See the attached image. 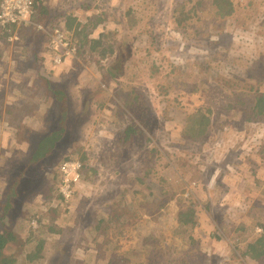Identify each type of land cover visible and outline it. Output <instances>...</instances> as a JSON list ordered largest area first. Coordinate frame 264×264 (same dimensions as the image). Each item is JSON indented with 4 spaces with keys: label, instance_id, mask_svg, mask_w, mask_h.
Returning a JSON list of instances; mask_svg holds the SVG:
<instances>
[{
    "label": "trees",
    "instance_id": "16d2710c",
    "mask_svg": "<svg viewBox=\"0 0 264 264\" xmlns=\"http://www.w3.org/2000/svg\"><path fill=\"white\" fill-rule=\"evenodd\" d=\"M33 1L34 10L31 17L33 24L47 29L61 26L68 35L70 47L77 49V52L71 66L57 71L52 70L44 62L40 52L37 53L44 44V35L34 28L31 29L32 34L30 35L38 40L40 46L38 47L37 44L38 49L33 50L30 56L24 49L20 50L22 63L23 60L29 61L31 57L34 58L31 63L36 64L37 69L31 71L46 85L45 88H41L39 99L37 98L36 102H34L36 94L29 88L17 93L16 89L11 86L10 93L13 97L23 96V99L19 100L21 106H26V108L37 106L43 110L39 125L49 120L50 130L45 129L39 132L35 128H24L21 144L22 147L26 144L28 152L24 154H27L24 164L22 160L17 161L9 151L0 152L2 157L0 158V264H25L23 248L24 251L26 249L34 251L33 259L36 260L34 264H43L45 244L53 241L51 251L45 258V264H90V256L72 259V255L74 248L87 249L89 244L87 241L91 239L104 242V248L106 247L103 252H92L94 256L92 264H130L132 260L127 255L119 253L120 239L125 237L123 227L125 224H134V220L139 217L147 221V217L143 215L150 210L149 206L153 201L154 181L158 179L164 186L167 182L164 180V175H154L156 169L149 161L157 157L159 149L154 143V135L146 128L145 120L142 118V116L153 117L148 96H141L134 90H126L124 87L119 88L113 82L114 78L118 77L112 72L114 70L102 63L105 58L120 55L116 51L121 43L129 45L131 42L125 41L123 37L118 40L115 35L108 37L112 35L111 32L105 35L97 29L103 28L106 19L109 18L108 12H110V19L115 20L123 31L126 28H138L134 36L135 43L148 42L144 51L149 52L151 48L161 45L156 41L158 37L151 26L152 24L160 28L165 26L158 13L167 0H122L111 11L98 2L100 10L93 14L86 13L91 10L87 0H72L73 4L70 7H65L67 0ZM105 1L103 0V3ZM184 3H189L190 7L183 16L184 13L181 10L184 9L182 6ZM261 4L262 0H183L178 4L179 6L173 8L172 16H181L180 22L185 25L183 34L189 28H195L197 24L204 31L201 38L205 37L209 31H216L226 41L228 34L233 38L237 37L236 30L239 28L237 23L243 10H252ZM207 12L211 14L215 24L209 27L208 22H194L193 16L205 17ZM190 21L194 25L190 26ZM207 29L210 30L207 31ZM4 31H10L8 36H11L15 27H8ZM20 31L24 33L22 28ZM198 34L200 32H197L195 36ZM182 41V39H171L167 42V48H175ZM207 49L206 56L225 58L228 48L224 45L211 44ZM86 64H92L94 67L89 68ZM205 70H207L206 74L211 72L207 67ZM96 75L105 79V88L99 87L97 83L91 90L99 79L98 77L95 81ZM220 75L221 72L216 74V76ZM235 75L238 74H227L224 85L228 87L230 79ZM75 78L88 79L89 84L80 86V80H75ZM217 83L210 78H202L191 85L195 90L189 89V91H194L193 96L199 98L200 104H189L184 126L177 132L178 136L194 143L205 138L209 129H223L225 125L237 124L238 121L241 124L237 125L242 129L244 126L249 127L252 123L264 128V92L261 91L260 85H255L254 76L250 72L244 83L241 79L230 84L231 90L228 92L230 98L218 104L219 106L213 105L212 101ZM184 87H187L186 83L180 86V88ZM159 88L156 89V96L160 97V101L176 102L179 107H186V104L178 100V96L172 99L165 98L168 92ZM90 90L96 97V102L101 100L98 97L105 96L107 104H114L119 109L118 133L113 134L109 140L112 143L102 144L103 148L99 150V160L96 163H91V153L80 158L76 157L80 155L78 154L81 142L80 127L82 123H87L93 116L91 113L98 107L96 103L94 108L93 101L87 98ZM221 90H224L222 86L217 88L216 92L220 93ZM11 95L5 99H10ZM119 99L123 102L122 104ZM218 100L224 101L222 98ZM50 102L53 103L52 110ZM86 104H89L88 114L84 113ZM46 107H48L47 110ZM138 142L140 145L146 144L151 149L145 155L140 156L142 161H148L142 166L144 173L142 176L138 175L136 170H131L129 173L126 171L129 161L139 156L142 147L138 145ZM113 147L116 149L112 151ZM59 154H63V158L58 159ZM232 155L233 153L229 152L224 161L220 163L217 161L209 164L202 163L199 165L202 173L208 177L216 168L212 182L224 186L222 178L228 180L230 175L227 170L234 166ZM260 156L264 157V149L261 150ZM71 160L81 162V179L78 185L73 186L71 196L65 198L60 190L62 182L56 166ZM21 166L24 169H21ZM42 166L45 167V171L42 170ZM55 168L56 174L53 172ZM129 180L134 182L135 186L141 188L146 186L147 195H143L141 188H127ZM199 191L202 194V200L189 194L191 196L189 200L183 201L178 198L180 203L177 206H170V204L164 206L170 213V217H173L170 229L171 242L162 240L161 234L157 232L153 235L147 234L142 241L138 240L140 248H137V251L146 250V255H151L147 264H203L202 261L206 260L207 255L197 248L199 242L193 237L194 219L198 208L204 216L211 220L212 230L209 240L219 245H226L227 241L223 232L229 231L232 215L239 210L240 214L246 218L240 225L242 232L239 235L240 238L233 242L231 253L240 251V254L236 256L243 259L248 258L254 262L261 261L264 258L262 215L256 213L252 206L246 210L248 204L245 209L240 210V207L235 208V203L229 206L228 202L216 201L211 188L203 187V183ZM131 198L132 201H130ZM105 206L109 209L103 216L101 212ZM15 209L18 217L12 222L15 224L13 229L7 225V220ZM40 211H46L49 214L45 215L48 218L47 222L39 218ZM150 214L152 213L149 211ZM32 221L36 222L35 227L31 225ZM102 225L104 228L101 227ZM254 225H260L262 232L256 233ZM93 226H96L98 231L92 232ZM118 234H120L119 239ZM67 244L71 245L72 252L66 255L67 249L63 247ZM188 254H191L193 259H189Z\"/></svg>",
    "mask_w": 264,
    "mask_h": 264
},
{
    "label": "rangeland",
    "instance_id": "374dc122",
    "mask_svg": "<svg viewBox=\"0 0 264 264\" xmlns=\"http://www.w3.org/2000/svg\"><path fill=\"white\" fill-rule=\"evenodd\" d=\"M121 1L106 0L103 3V0H87L91 6V10L86 13L91 12L93 14L95 11L98 12L100 10L98 2L104 4L107 10L111 11ZM182 1L167 0L161 6L162 9L159 11L158 16L162 17V22L165 23V26L163 28L153 24L151 26L158 37L156 41L161 45L151 48V51H146V53L144 48L148 45V42L135 43L134 36L138 28H126L123 31L122 27L115 20L110 19V12H108L109 18L106 19L103 28H96L105 35L111 32L112 35H108V37L115 35L118 40L123 37L125 41L131 42L129 45L121 43L116 51L120 55L114 56V58H105L102 60V63L114 70L112 72L118 77L114 78L113 82L119 88L124 87L126 90H134L141 96H148V103L153 111V117L142 116V118L145 120L146 128L154 135V143L159 149L157 157H153L149 161L152 162V166L156 169L154 175H164V180L167 182V185L164 186L158 179L154 181L153 201L149 206V211L152 214L149 215L148 211L143 215V217H147V221L139 217V219L134 220V224H125L123 227L125 237H121L120 239L119 253L127 255L132 260L130 264H147L149 262L151 255L147 256L146 250L143 252L137 251V248H140L138 240L142 241L147 234L153 235L157 232L161 234L162 240L171 242L170 229L173 217H170V213L166 211L164 206L169 204L170 206H177L180 203L178 198L184 201L185 199L189 200L192 196L202 200V194L199 191L202 183L203 187L211 188L213 198L216 201L228 202L229 206L235 203V208L240 207V210L245 209L248 204L246 210L252 206L253 210L262 215L264 220V157L260 156L261 150L264 149V128L261 125L252 123L249 127L245 128L244 126L242 129V127L237 125L241 124L238 121L237 124L226 125L233 129H230L229 133L223 132L222 129L215 130V128H212L209 129L205 138L194 143L188 142L187 138L178 136L179 133L177 134L179 129L184 126L186 110H188L189 104H200L199 98L193 96L194 91L191 92L189 89L195 90L191 85L202 78H210L214 83H217L219 80L217 88L222 86L224 89L218 93L216 92V88L212 96L213 105L215 106H219L218 104L224 103L230 98L228 96V92L231 90L230 84L241 79L244 83L249 72L254 76L255 85H260L261 91L264 92V0H262V4L259 7L257 5L252 10H243L237 23L239 26L236 30L237 37L233 38L232 35L228 34L226 41L216 31H209L210 29H207L209 33L201 38V34L204 31L197 24H195V28H189L183 34L185 25L180 22L181 16H172L173 8L179 6L178 4ZM145 2L148 3V1ZM72 4V0H67L65 7H70ZM182 6L184 9L181 12L184 13V16L190 4L184 3ZM193 18L196 23L208 22L209 27L216 23L209 12L205 14V17L196 15ZM175 22L176 24H173ZM189 24L190 26L194 25L191 21ZM242 28L245 29L242 30ZM22 29L24 33H21L20 29H15L11 36H8L10 31L0 30V152L9 151L17 161L22 160L24 164L28 154L26 144L24 147L21 144L24 128H35L39 132L45 129L49 131L50 121L45 120L40 126L39 121L41 120L43 110H40L37 106L32 108L21 106L19 100H22L23 96L13 97L9 90L12 86L16 89L17 93H20L22 90L29 88L36 94L34 99V102H36V99H39L41 88H45L46 85L41 78H38L32 72L37 69L36 64L31 63V61H34L33 57L29 61L23 60V63L21 61V49H24L26 54L30 56L32 51L38 49L40 46L38 40L30 35L32 34L31 29L33 30V26L23 27ZM197 32H200V34L195 36ZM171 39H182L183 41L180 45L175 46L176 49H168L167 42ZM37 44L38 47L36 46ZM211 44L224 45L225 48H228L225 58L206 56L205 54L208 52L207 48H210ZM133 45L135 46L133 47ZM39 52L37 53L39 54ZM71 64L72 61L68 60L64 66L56 67L48 65L52 70L57 71L65 67L67 68ZM92 64H90L91 67L88 64L86 65L92 68L94 67ZM205 67L209 71L211 70L209 74H206L207 70H205ZM93 72L96 73L94 70ZM218 72H221L220 76H216ZM227 74H238L230 79L228 87L224 85ZM98 77L96 75L95 81ZM76 79L80 80V86L89 84L88 79ZM104 81L105 79L102 76L99 77L97 82L91 87V90L95 88L97 83L99 87L105 88ZM51 82L54 83L55 81ZM182 83H186L187 87L180 88ZM159 87L163 91L168 92L165 98L169 97L172 99L178 96V100L182 104H186V107H179L176 102L168 103L167 101H160V97L156 96V89ZM91 90L90 93H87V98L93 101L94 108L96 103L98 107L91 113L94 118L91 116L87 123H82L80 127L81 142L78 152L80 155L76 157L80 158L85 154L87 156L91 153V163H96L99 160V150L103 148L102 144L112 143L109 140L113 134L116 135L118 133L119 109L114 104H107V97L105 96L98 97L101 100L96 102L97 99L92 95ZM8 95H11L10 99H5ZM219 98H222L224 101H219ZM119 101L121 104L123 103L120 99ZM52 104L50 102L51 110L53 109ZM47 109L48 107H46ZM88 112L89 104H86L84 106V113L88 114ZM138 145L142 147L139 151V156L129 161L126 171L129 173L131 170H136L138 171L137 174L142 176L144 174L142 166L148 161H142L140 156L145 155L151 149L146 144L140 145L138 142ZM115 149L116 147H113L112 151ZM26 152L27 154L24 155ZM229 152L233 153L234 166L227 170L230 175L228 180L222 178L224 179L222 181L224 186L213 182L208 185L210 176L205 177L199 165H202V163L209 164L212 161L223 162ZM59 155L58 159L63 158V154ZM0 158L2 157L0 156ZM20 168L24 169L23 166ZM56 168L53 169L55 174ZM42 170L45 171V167L42 166ZM127 188L140 189L141 187L135 186L134 182L129 180ZM140 190L144 196L147 195L148 189L146 186H143ZM130 201H132V198ZM123 202L125 203V200ZM201 203H204V201H201ZM108 209L109 207L105 206L101 214L105 216ZM197 210L194 219L193 237L199 242L197 248L204 255H207L206 260L202 261L203 264H264V258L259 262H254L248 258L243 259L236 256L240 254V251H236L234 254L231 253L233 242H236L240 238L239 235L242 232L240 225L245 220L244 218H246L240 214L239 210L232 215L228 227L229 231L223 232L227 241L226 245H219L209 240V234L212 230L210 225L211 220L204 216L199 208ZM46 214H48L46 211H40L38 216L47 222L46 219L48 218L45 217ZM17 217L18 214L15 209L10 217H8L7 225H10L14 229L15 224L12 222L16 221ZM101 227L104 228V225ZM91 231L96 232L98 229L96 226H93ZM254 231L256 233L262 232L261 226L254 225ZM117 238H120V234H118ZM87 242L89 243L87 249L80 247L73 249L74 254L72 255V259L90 256L89 260L90 264H92L94 260L92 252H103V250H106V247L104 248L105 243L97 242V239H91ZM53 243L54 241L46 242L45 244L43 249V264H45V258L48 257L47 255L51 251ZM63 248L67 249L66 255L72 252V247L69 244ZM22 251L25 264L26 261L28 262L27 264H34L33 262H36L33 259V250L26 249L24 251L23 248ZM188 258L193 259V256L188 254Z\"/></svg>",
    "mask_w": 264,
    "mask_h": 264
},
{
    "label": "built area",
    "instance_id": "2783aa9c",
    "mask_svg": "<svg viewBox=\"0 0 264 264\" xmlns=\"http://www.w3.org/2000/svg\"><path fill=\"white\" fill-rule=\"evenodd\" d=\"M32 0H1L0 2V26L5 27L11 24H18L26 21L31 14ZM51 49H62L63 53H55L53 63L62 64V57H74L76 51L69 48L67 42L57 32L51 36L48 46ZM227 130V129H226ZM82 164L78 160L65 161L58 167V173L62 182L61 193L65 198H69L73 191V186L78 185L81 179ZM36 226V222H31Z\"/></svg>",
    "mask_w": 264,
    "mask_h": 264
},
{
    "label": "clouds",
    "instance_id": "9594fccd",
    "mask_svg": "<svg viewBox=\"0 0 264 264\" xmlns=\"http://www.w3.org/2000/svg\"><path fill=\"white\" fill-rule=\"evenodd\" d=\"M0 2H1V1H0ZM32 2H33V4H32V7H31V14H30L29 18L26 19V21L21 22V23H18V24L7 25V26H5V27L0 26V30H6V28H8V27H15V29H21V28H23V27L33 26L34 29H37L38 31H41V32L43 33V35H44V38H45V40H44V44L42 45V49L40 50V55L44 58V62H45L46 64H50V65H52V66H56V67L64 66L65 63H66L68 60H71V61H72L74 57L65 58V57L63 56V57H62V62H63V63L57 65V64L53 63V56H54L55 53H58V54L63 53V50L60 49V48H58V49H51V48H49V47H47V46H48V44H49V40H50L51 36H53V35L57 32V33H58L59 35H61V36L63 37V39L67 42L68 47L71 48V47H70V42H69V39H68V35H67V33L62 29L61 26L51 27V28H48V29H47V28H43V27H41V26H38V25L33 24V22L31 21V17H32V15H33V10H34V1L32 0ZM11 38H13V37H11ZM13 39H14V38H13ZM75 51L77 52V49H75ZM65 68H66V67H65ZM226 129H227V130H226ZM230 129H232V128H230L229 126H226V125H225L224 128H223L222 130H223V132H225V133H229V132H230ZM232 130H233V129H232ZM232 130H231V132H232ZM59 165H60V164H59ZM58 167H59V166H58ZM215 171H216V168L213 169V170L211 171V173L209 174V176H210V182L208 183V185L211 184Z\"/></svg>",
    "mask_w": 264,
    "mask_h": 264
}]
</instances>
